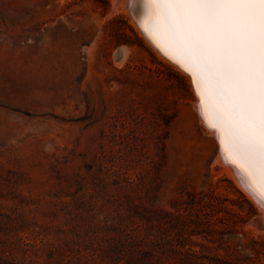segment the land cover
Here are the masks:
<instances>
[{"label": "rangeland", "instance_id": "obj_1", "mask_svg": "<svg viewBox=\"0 0 264 264\" xmlns=\"http://www.w3.org/2000/svg\"><path fill=\"white\" fill-rule=\"evenodd\" d=\"M130 10L0 0V264H264L263 208Z\"/></svg>", "mask_w": 264, "mask_h": 264}, {"label": "snow or ice", "instance_id": "obj_2", "mask_svg": "<svg viewBox=\"0 0 264 264\" xmlns=\"http://www.w3.org/2000/svg\"><path fill=\"white\" fill-rule=\"evenodd\" d=\"M186 67L225 151L264 203V0H127Z\"/></svg>", "mask_w": 264, "mask_h": 264}, {"label": "bare ground", "instance_id": "obj_3", "mask_svg": "<svg viewBox=\"0 0 264 264\" xmlns=\"http://www.w3.org/2000/svg\"><path fill=\"white\" fill-rule=\"evenodd\" d=\"M124 1H126L127 2V0H124ZM128 4V3H127ZM130 11H132V14L134 15V17L136 18V20L138 21V23L141 25V29L146 33L145 35H147V39L149 38V40L148 41H151L152 43H153V46L155 45L157 48H158V50H160L161 52H163L165 55H167V57H169L170 59H172L173 60V63L175 62V64H177V65H179L181 68H183L186 72H189V71H187L186 70V67H182L179 63H178V61H177V58L176 57H174L173 55H171V54H169V53H166V51L164 50V49H162L160 46H158V42L156 41V40H154V38L152 37V34H151V32L150 31H146V21H145V18L143 17V16H140L139 15V9H137V10H130ZM139 25V26H140ZM121 50H122V56L119 58L120 60H119V63H121L122 61H124V59L126 58V56H127V53H128V50H127V48H125V47H121ZM166 57V56H165ZM179 67V68H180ZM182 69V70H183ZM190 73V72H189ZM190 75H191V73H190ZM192 76V75H191ZM193 78V77H192ZM192 82H194V80L192 81ZM193 84V83H192ZM193 86V85H192ZM194 89H196L197 91H198V93H199V98H198V105H199V110L201 111V114L203 115V117L205 118V121H206V123L209 125V126H211V127H213V128H215V133L217 134V136H218V139H219V142H220V145H221V150H222V152L224 153V155H225V158H226V160L227 161H229L230 162V164L231 163H233L234 165H233V168L232 169H234L236 172H237V174H238V178H240V180L243 182H241L242 183V185L244 184L245 186V188H247L246 190H248L249 191V193H251L255 198H256V200L260 203V205H261V208H263V210H264V203H262V194H261V192L258 190V188L256 187V186H254V185H252L251 183H250V180H249V176H248V174H247V172L244 170V169H242L238 164H235L231 159H229V157H228V154H227V152L225 151V147H224V142H223V134L221 133V131L217 128V127H214L213 126V121L210 119V118H208V117H206L205 116V105H204V101H203V99L201 98V96H200V92H199V89H198V87L195 85V83H194ZM194 92H196V91H194ZM198 110V109H197ZM203 120V119H202ZM215 135V134H214ZM221 152V155L223 154ZM220 155V154H219ZM220 155V156H221ZM220 158V157H219ZM222 158V157H221ZM229 164V163H228ZM230 168V167H229ZM232 171V170H231ZM236 172H235V174H236ZM237 178V179H238ZM240 182V181H239ZM253 197V199H255ZM259 206V205H258Z\"/></svg>", "mask_w": 264, "mask_h": 264}, {"label": "water", "instance_id": "obj_4", "mask_svg": "<svg viewBox=\"0 0 264 264\" xmlns=\"http://www.w3.org/2000/svg\"><path fill=\"white\" fill-rule=\"evenodd\" d=\"M115 59H119L121 56H122V50H121V47H119L118 49H117V51L115 52ZM258 222H260V220H257Z\"/></svg>", "mask_w": 264, "mask_h": 264}]
</instances>
